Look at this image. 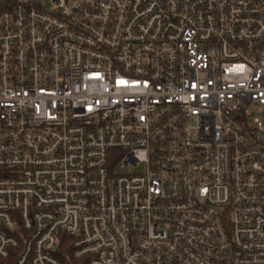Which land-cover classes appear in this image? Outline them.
I'll return each mask as SVG.
<instances>
[{
	"label": "built area",
	"instance_id": "2783aa9c",
	"mask_svg": "<svg viewBox=\"0 0 264 264\" xmlns=\"http://www.w3.org/2000/svg\"><path fill=\"white\" fill-rule=\"evenodd\" d=\"M0 264H264V0H0Z\"/></svg>",
	"mask_w": 264,
	"mask_h": 264
}]
</instances>
